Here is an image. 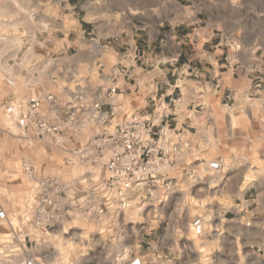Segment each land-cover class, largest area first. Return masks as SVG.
<instances>
[{"label": "rangeland", "instance_id": "374dc122", "mask_svg": "<svg viewBox=\"0 0 264 264\" xmlns=\"http://www.w3.org/2000/svg\"><path fill=\"white\" fill-rule=\"evenodd\" d=\"M154 20L166 31L213 28L218 42H234L231 56L251 55V91L245 96L242 84L221 97L229 114L244 117L239 155L252 166L239 182L230 178L239 174L233 146L222 143L219 158L172 151L176 142L167 131L168 142L144 145L151 172L121 209L107 163L120 152L122 129L152 128L137 112L143 103H119L123 85L139 87L136 70L151 69L136 28ZM6 30L10 39L0 41V213L7 218L0 219V264H264V0H0V32ZM79 39L96 49L85 76L92 82L94 120L83 136H62L76 126L74 97L57 88L74 81L68 65L81 55ZM37 83L55 88L46 91V107L22 101V89ZM59 107L62 119L50 120L47 111L56 116ZM40 119L57 130L41 129ZM187 153V162L201 167L198 179L196 171L194 177L181 171ZM213 161L222 167L215 177L220 183L206 185ZM196 218L216 242L207 239L206 247L194 235ZM228 221L236 228L229 237Z\"/></svg>", "mask_w": 264, "mask_h": 264}, {"label": "crops", "instance_id": "0c3cea01", "mask_svg": "<svg viewBox=\"0 0 264 264\" xmlns=\"http://www.w3.org/2000/svg\"><path fill=\"white\" fill-rule=\"evenodd\" d=\"M136 29L139 32L138 37L144 43L143 48H147L143 51V59L147 65L151 66V69L138 68L136 70L139 73V87L136 85L131 87L129 84L123 85L124 92L121 95L123 100L119 105L125 107L126 101H132L134 105L139 106L143 103L144 110L137 112L152 126V131H158L162 127L166 128L174 135V139H170V143L188 144V147H181L180 150L192 151V155L219 158L222 143L230 148L233 146L237 153V160L233 168L239 174H234L230 178H238L239 182L240 180L244 181L245 172L252 166V162L240 159L242 156L239 155L240 150L242 151L245 147L244 132L247 126L244 125L243 115H231L223 108L227 105L222 103L224 99L221 96L222 93L224 95L234 93L233 89L242 84L245 89V96L248 95L247 92L251 91L252 83H246V79L250 80L251 78L248 79V77H252L254 66L251 55L243 57L242 53H235L234 56H231V48L234 42L230 40L227 43H224L223 40L218 42L214 39L216 38L215 30L209 27L193 29L191 33H189L188 28L183 26L176 30L166 31L163 29V25L154 20L148 25ZM10 34L8 30L3 31V34L0 32V41L9 40ZM124 43L122 40L121 44ZM77 45L81 55L76 56L68 65V70L73 75L74 81L57 88L62 93L69 96L72 94L74 97L71 103L76 126L72 130L61 131L62 136L69 135L70 132L83 136L85 124L94 120L91 116L93 112L91 107L93 103L90 97L92 82L88 81L85 76L91 70V63L95 56L94 50L96 49L82 39L78 40ZM226 47L230 49H228L225 58H222L226 53ZM242 65H244L245 72L243 83L241 82ZM54 89L38 83L31 88L26 86L22 89V101L29 102L30 99V103H34L37 107H46V91ZM258 93L259 91H255V95ZM50 95H52V91ZM249 95L252 96V93ZM104 104L102 102L101 105ZM163 107L164 110L159 112V108ZM51 108L47 111L50 120L60 121L64 108L56 109V116L53 115ZM189 156L187 153L186 158H184L186 163L184 162L182 165L181 171L185 175L191 173L192 177L195 176L194 172L196 171L197 175L194 178L198 179L200 174L198 171L201 170V167L192 162H187ZM206 168L213 178L212 181L208 179L206 185L210 183L219 185L220 181H216L215 177H219L220 171L211 170L209 165ZM213 194V198H215V192ZM220 195L219 188L218 199H220ZM234 224L228 221V225H226L225 232L228 237L235 234ZM197 237H201V241L206 247L208 246L206 245L207 239L210 243L217 241L205 232V222L202 235ZM158 248L164 253L165 246ZM140 261L141 264H146L143 259Z\"/></svg>", "mask_w": 264, "mask_h": 264}, {"label": "built area", "instance_id": "2783aa9c", "mask_svg": "<svg viewBox=\"0 0 264 264\" xmlns=\"http://www.w3.org/2000/svg\"><path fill=\"white\" fill-rule=\"evenodd\" d=\"M48 100L53 101V96H49ZM35 106L36 105L34 104L32 107L35 108ZM38 126L46 132H55L57 130L56 128L48 126L47 123L42 119L38 120ZM127 127L128 128H124L120 132V152L117 153L113 159L109 161V163H107V169L112 175L111 178L112 182L114 183V192L117 198L120 200L121 209H124L128 205L127 194L130 191H133L135 187H138L139 185L140 187L143 186L141 180L143 179L144 175H147L151 172L150 165H152V163L149 161V159L145 161V157H147V155L144 156L142 154L145 153V150H143L144 145L146 144L156 147L160 140H168L166 138L167 129L164 127L159 129L157 133H153L152 128H147L144 123L142 126H136L134 124ZM153 136L158 137L157 142H155ZM171 146L173 149L172 151H177L180 150L181 147H188V144L176 142ZM209 168L213 171H220L221 164L218 161H213L209 163ZM6 218V213L1 212L0 219L4 220ZM192 227L195 235H202L204 229L203 220L201 218H196L192 223ZM26 264L36 263L34 261H28ZM131 264H141V261L139 259H135Z\"/></svg>", "mask_w": 264, "mask_h": 264}, {"label": "bare ground", "instance_id": "6f19581e", "mask_svg": "<svg viewBox=\"0 0 264 264\" xmlns=\"http://www.w3.org/2000/svg\"><path fill=\"white\" fill-rule=\"evenodd\" d=\"M9 84L14 86L15 84L11 81H9ZM204 230V229H203ZM15 264H24V261L23 260H18Z\"/></svg>", "mask_w": 264, "mask_h": 264}]
</instances>
